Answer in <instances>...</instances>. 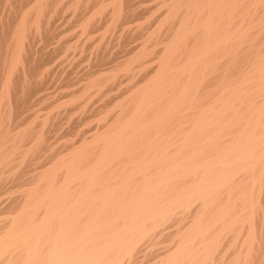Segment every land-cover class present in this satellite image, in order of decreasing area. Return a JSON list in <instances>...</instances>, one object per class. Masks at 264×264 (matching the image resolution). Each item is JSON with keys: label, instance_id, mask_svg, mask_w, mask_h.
Masks as SVG:
<instances>
[{"label": "bare ground", "instance_id": "1", "mask_svg": "<svg viewBox=\"0 0 264 264\" xmlns=\"http://www.w3.org/2000/svg\"><path fill=\"white\" fill-rule=\"evenodd\" d=\"M0 264H264V0H0Z\"/></svg>", "mask_w": 264, "mask_h": 264}, {"label": "rangeland", "instance_id": "2", "mask_svg": "<svg viewBox=\"0 0 264 264\" xmlns=\"http://www.w3.org/2000/svg\"><path fill=\"white\" fill-rule=\"evenodd\" d=\"M145 5V4H144Z\"/></svg>", "mask_w": 264, "mask_h": 264}]
</instances>
